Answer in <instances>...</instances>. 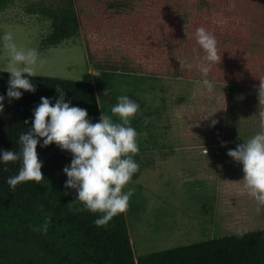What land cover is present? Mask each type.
<instances>
[{"label":"rangeland","instance_id":"374dc122","mask_svg":"<svg viewBox=\"0 0 264 264\" xmlns=\"http://www.w3.org/2000/svg\"><path fill=\"white\" fill-rule=\"evenodd\" d=\"M244 2L229 0L199 13L193 0L151 6L146 0H124L103 19L102 9L93 8L87 29L79 0H0V36L11 32L18 47L37 49L44 60L40 75L93 82L102 113L111 115L121 95L140 105L132 121L139 134V153L133 157L139 171L128 185L135 191L125 214L135 258L238 228H264V205L239 188L243 165L227 154L260 131L264 58L254 55L249 64L255 68L245 67L242 58L229 53L210 66L211 91L194 69L204 57L193 48L198 28L212 35L256 31ZM50 7L70 9L79 24L72 38L44 45L53 30L44 11ZM184 56L193 65L188 78ZM6 62L7 52L0 48V64ZM234 123L242 125L240 134L226 131Z\"/></svg>","mask_w":264,"mask_h":264},{"label":"trees","instance_id":"16d2710c","mask_svg":"<svg viewBox=\"0 0 264 264\" xmlns=\"http://www.w3.org/2000/svg\"><path fill=\"white\" fill-rule=\"evenodd\" d=\"M123 1L79 0L83 23L88 29L85 20H90L93 8L102 9L103 19L114 15V6ZM173 1L146 0V3L150 6L172 5ZM228 1L193 0L191 6L201 13L220 4L226 6ZM244 7V14L251 17L256 31L242 35L220 32L213 36L217 41L220 62L233 53L243 59L245 67L255 68L249 64L256 58L254 55L264 58V0H245ZM44 11L52 17L53 27L43 38L44 45L59 44L76 34L79 20L70 9L50 7ZM193 48L204 53L196 40ZM185 60H188L187 56L183 57L182 65L186 64ZM194 69L197 76L202 74L198 67ZM182 70L188 78L189 69L182 67ZM25 76L36 86V92L21 89L22 97L9 102L10 73L0 72V95L5 96L4 110L0 112V154L4 150L20 151L19 136L30 130L33 110L42 102L41 97L49 98L53 105L56 103L59 98L57 85L65 92V102L71 101V106L87 109L88 118L93 123L99 122L102 112L93 82L48 75ZM261 79H264V69ZM190 83L192 85V81ZM25 121L29 123L25 124ZM226 131L240 134L242 125L234 123ZM42 144L43 138H40L37 152L43 161L44 179L41 184L24 182L13 192L6 181L18 175L21 162H0V264H264V228L249 230L243 238L233 233L135 258L125 214L114 217L104 228L94 223L99 214L69 211L68 204L77 193L65 189L68 177L63 169L70 166L73 156L69 150H62L55 143L48 147ZM49 215L51 223L47 234L35 231Z\"/></svg>","mask_w":264,"mask_h":264},{"label":"clouds","instance_id":"9594fccd","mask_svg":"<svg viewBox=\"0 0 264 264\" xmlns=\"http://www.w3.org/2000/svg\"><path fill=\"white\" fill-rule=\"evenodd\" d=\"M196 41L205 53L197 67L205 77L203 85L211 91L213 84L207 76L210 66L220 62L217 41L203 27L196 30ZM0 48L7 52V62L0 64V72L10 73L9 102L22 97L21 89L35 93L36 86L25 74L27 77L40 75L37 69L43 66L44 60L40 59L38 50L18 47L14 35L8 31L0 36ZM181 66L193 67L191 63ZM56 87L59 92L56 103L53 105L49 98L41 97L42 102L33 110L30 130L19 136L20 151L4 150L0 154V162L4 164L21 162L18 175L9 177L6 182L13 192L24 182L41 184L43 161L39 158L37 146L40 138H43V147L55 143L73 156L70 166L63 169L68 177L65 189L77 193L68 204L69 211L99 214L95 225L107 228L114 217L127 213L130 198L134 195L135 190L128 185L139 171V165L133 159L139 153V134L132 121L140 114V105L129 96L121 95L111 107V115L103 112L99 122L93 123L88 118L87 109L71 106V101L65 102V92L58 85ZM258 92L260 105H264V99H261L264 97V79H260ZM4 99L5 96L0 95V112L4 110ZM258 115L260 131L227 154L243 165L244 188L259 205H264V107H260ZM113 116L117 117L116 121ZM215 123L217 121H212L213 126ZM50 223L49 215L34 230L47 234ZM246 233V228H238L235 232L240 238Z\"/></svg>","mask_w":264,"mask_h":264},{"label":"crops","instance_id":"0c3cea01","mask_svg":"<svg viewBox=\"0 0 264 264\" xmlns=\"http://www.w3.org/2000/svg\"><path fill=\"white\" fill-rule=\"evenodd\" d=\"M239 188L242 189L243 191L246 190V189L244 188V186H242V185L239 186ZM257 211H259V210L257 209ZM260 211H261V210H260Z\"/></svg>","mask_w":264,"mask_h":264}]
</instances>
